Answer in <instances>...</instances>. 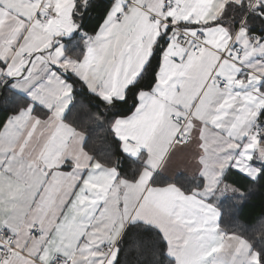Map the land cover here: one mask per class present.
Here are the masks:
<instances>
[{
    "label": "snow or ice",
    "instance_id": "obj_1",
    "mask_svg": "<svg viewBox=\"0 0 264 264\" xmlns=\"http://www.w3.org/2000/svg\"><path fill=\"white\" fill-rule=\"evenodd\" d=\"M257 191L264 0H0V264H264Z\"/></svg>",
    "mask_w": 264,
    "mask_h": 264
},
{
    "label": "trees",
    "instance_id": "obj_2",
    "mask_svg": "<svg viewBox=\"0 0 264 264\" xmlns=\"http://www.w3.org/2000/svg\"><path fill=\"white\" fill-rule=\"evenodd\" d=\"M225 212L224 224L226 227L244 231L251 237L253 227L259 224L261 217H264V194L257 191L239 210L231 208L230 204L225 205Z\"/></svg>",
    "mask_w": 264,
    "mask_h": 264
}]
</instances>
